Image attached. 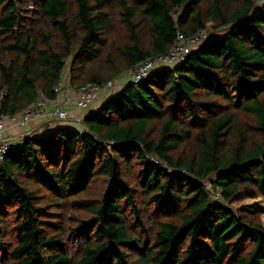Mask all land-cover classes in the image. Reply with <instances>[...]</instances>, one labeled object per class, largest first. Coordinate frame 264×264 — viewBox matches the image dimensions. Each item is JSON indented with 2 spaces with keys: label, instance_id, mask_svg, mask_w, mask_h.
Instances as JSON below:
<instances>
[{
  "label": "trees",
  "instance_id": "trees-1",
  "mask_svg": "<svg viewBox=\"0 0 264 264\" xmlns=\"http://www.w3.org/2000/svg\"><path fill=\"white\" fill-rule=\"evenodd\" d=\"M199 30L183 64L7 154L0 264H264V209L230 207L264 200V2L0 0V112L55 101L65 74L107 84ZM45 196L87 216L60 226Z\"/></svg>",
  "mask_w": 264,
  "mask_h": 264
},
{
  "label": "built area",
  "instance_id": "built-area-1",
  "mask_svg": "<svg viewBox=\"0 0 264 264\" xmlns=\"http://www.w3.org/2000/svg\"><path fill=\"white\" fill-rule=\"evenodd\" d=\"M210 37L207 30H199L191 37H185L181 33L177 34V38L172 50L169 53L152 57L138 64L131 72L130 83L139 84L146 82L150 75L161 68H174L186 62L188 57L199 46L205 43ZM116 82H108L104 85L89 84L82 88L71 87L61 79L55 87L56 100L50 101L43 94L41 99L25 108L19 116L5 115L0 112V162H3L7 154L13 150H17L25 143L28 134L10 139L7 137L10 122H16L18 126L27 127L33 121H57L58 123H66L70 120V110L65 109L59 104L62 98L63 103L68 108L81 112L89 111L94 105L97 98L102 93H112L115 91ZM55 104H51L54 103ZM81 122L83 120L77 119ZM79 124V123H78ZM164 167L172 172L171 169ZM209 189L210 197L215 201H222L219 193L211 188Z\"/></svg>",
  "mask_w": 264,
  "mask_h": 264
},
{
  "label": "rangeland",
  "instance_id": "rangeland-1",
  "mask_svg": "<svg viewBox=\"0 0 264 264\" xmlns=\"http://www.w3.org/2000/svg\"><path fill=\"white\" fill-rule=\"evenodd\" d=\"M264 2V0H257V3L262 4ZM28 8L29 9H34V5L33 3L29 4L28 3ZM212 31V30H209ZM214 32V30H213ZM224 32V30H219L218 32L215 33L216 37H221V35H219V33ZM122 64L117 65L118 68H121ZM132 72V70H121L119 75L116 76L114 78V80H112L111 82H117L118 78H121L122 76L130 75ZM69 76V74H68ZM65 78V77H64ZM117 84V83H116ZM116 94L114 93V96ZM0 167H1V162H0ZM208 188L214 189L213 186H211V183H206ZM93 191L95 192V194H98L101 191V186L100 187H95L93 189ZM45 202H47V205L51 206L50 207V211L52 214H54V219H51L54 222H59L60 226H65L68 229H72L73 226L77 225V221L78 218L80 216H85L86 213L80 209H78V207L74 206L72 203V201L67 202V203H62L60 205H53V201L50 200L49 197L45 196ZM232 209H234L235 211H247L250 213H255L258 212L259 210H263L264 209V200L263 199H256V200H246L243 202H237L233 205L230 206ZM87 216V215H86ZM85 216V217H86ZM46 232L47 234H51V235H65L66 233L63 231H60L59 229L57 230L56 227H52V226H48L46 228ZM80 244V243H79ZM78 244V245H79Z\"/></svg>",
  "mask_w": 264,
  "mask_h": 264
},
{
  "label": "crops",
  "instance_id": "crops-1",
  "mask_svg": "<svg viewBox=\"0 0 264 264\" xmlns=\"http://www.w3.org/2000/svg\"><path fill=\"white\" fill-rule=\"evenodd\" d=\"M130 75H125L122 76L121 78L117 79V86L115 88V91L112 93H102L97 100L95 101L94 105L92 106V108L87 111V112H81L75 109H71L68 108V106H66L63 103L62 98L59 99V104L63 105L65 109L70 110V120L69 122L66 123H58L57 121H45V122H38V121H33L31 122V124L27 127H21L18 126L16 122H10L8 124L9 129L7 131V137L10 139H14L17 137H20L22 135L25 134H34L36 132H41L42 134L44 133H49L51 131H54L57 127H66V128H71V129H81L82 128V122L77 121V119H81L83 120L85 118V116H87L89 113L96 111L99 107H101L103 104H105L113 95L114 93H118L120 92L123 87L129 83L130 80ZM65 78V82L69 83V79H68V74H65L64 76ZM51 104H55L51 103ZM79 123V124H78Z\"/></svg>",
  "mask_w": 264,
  "mask_h": 264
}]
</instances>
